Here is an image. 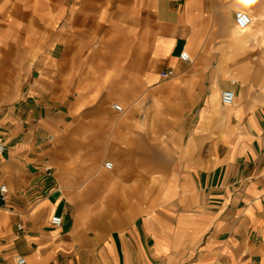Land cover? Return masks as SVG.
I'll return each mask as SVG.
<instances>
[{"label": "crops", "instance_id": "obj_1", "mask_svg": "<svg viewBox=\"0 0 264 264\" xmlns=\"http://www.w3.org/2000/svg\"><path fill=\"white\" fill-rule=\"evenodd\" d=\"M94 8L0 0V264H264V0Z\"/></svg>", "mask_w": 264, "mask_h": 264}, {"label": "rangeland", "instance_id": "obj_2", "mask_svg": "<svg viewBox=\"0 0 264 264\" xmlns=\"http://www.w3.org/2000/svg\"><path fill=\"white\" fill-rule=\"evenodd\" d=\"M111 1H113V0H74V4H76V5H80V6H82V5H87V6H89V7H95L94 8V10H97L98 8H101L102 6L104 7V5H107V6H109L110 5V3H111ZM96 14V13H95ZM251 14V13H250ZM96 17V15H91V18H95ZM96 23H95V19L94 20H90L89 21V24H87L86 26H84V29L86 30L87 28L89 29V28H91V27H93L94 25H95ZM89 25V26H88ZM106 25L108 26V28H111L110 27V25H109V23H107L106 22ZM113 28V27H112ZM110 38H109V36L108 37H106V38H102V39H91L90 41H89V43H90V45H84V47H85V49H89V51H95V50H97V49H99V48H102V47H109V46H112V45H114V44H112L114 41H112V40H109ZM91 52H90V54H91ZM83 55H84V53H83ZM85 55H89V53H86ZM107 63H109V60L108 61H106V63H104V62H99V65H101L100 67H102V68H99V69H104V66H107L106 64ZM124 97H126L128 100H129V103H128V105H131L130 107H129V109H124V110H126L125 111V113L127 114V112L128 113H130V111H131V108L134 106H132V104L135 102V101H137L139 98H140V100L141 99H143V103L145 102V104L149 101V96H150V93L149 94H144L143 92L141 93V92H139L138 94H133L132 96H131V94H129V93H123L122 94ZM142 103V104H143ZM115 104H118V105H120L121 106V104H120V101H118V100H113L112 102H111V104L110 105H108L107 107H108V110L110 109H112V105H115ZM123 108V107H122ZM138 112H141V111H138ZM161 113V115H160V117H161V119H160V122H158L160 125H158L157 123V125H155L154 127H152V130L150 131V133L152 134H154L155 135V137H156V139H157V137H158V139L159 138H161L162 137V135L165 133V134H169L168 133V131H165V132H162V131H160V129H161V127L163 126V119L164 118H167V117H163L164 115H163V113L162 112H160ZM139 114V113H138ZM128 115V114H127ZM126 115V116H127ZM121 118V119H123V118H125V115H122V116H118V115H116V118ZM108 129H110V128H108ZM119 132V131H118ZM109 136V134H107V136L106 137H108ZM6 146V145H5ZM108 153H109V155H108V157H107V161H113L114 163H115V160H114V158H112V154H114V153H116V150H113L112 152H110V151H108ZM110 153H112L111 155H110ZM121 165H119L118 164V167H117V165H116V169L118 168V171H125L126 170V168H123V169H121V167H120ZM53 172H54V168H53ZM53 172H51V173H53ZM92 207V209L93 210H95V212L93 213L94 215H99L98 214V210H99V208H98V206H91ZM111 208V210L112 211H115V210H120L121 209V207H118V209H117V207H103V211L104 210H109ZM123 208H128V207H123ZM114 212H112L111 214H113ZM110 214V213H109Z\"/></svg>", "mask_w": 264, "mask_h": 264}, {"label": "built area", "instance_id": "obj_3", "mask_svg": "<svg viewBox=\"0 0 264 264\" xmlns=\"http://www.w3.org/2000/svg\"><path fill=\"white\" fill-rule=\"evenodd\" d=\"M235 23H236V27L238 30L246 31L253 25V17L249 12L241 10V11H238L236 13ZM181 58L186 62H189V63L192 62V59H191L189 53H187V52H183L181 55ZM173 75H174L173 70H167V71L162 73V77L165 79H168V78L172 77ZM235 100H236V93L234 91L228 90V91L223 92L222 103L224 105L231 106L235 103ZM113 108L118 112L123 111V108L118 104H115L113 106ZM5 151H6L5 143L0 139V157L5 153ZM106 168L111 170L113 168V163L107 162ZM47 171L49 173L53 172V167H47ZM8 192H9V190H8L7 185H2L0 187V200L2 202H7ZM51 223L55 227L59 228L63 224V218L59 217V216H54V217H52ZM17 261L19 264L25 263V259L23 257L17 258Z\"/></svg>", "mask_w": 264, "mask_h": 264}, {"label": "bare ground", "instance_id": "obj_4", "mask_svg": "<svg viewBox=\"0 0 264 264\" xmlns=\"http://www.w3.org/2000/svg\"><path fill=\"white\" fill-rule=\"evenodd\" d=\"M252 17H254V16H252ZM254 20L256 21L255 17L253 18V23H254ZM251 27H252V26H251ZM251 27H250V28H251ZM250 28H249V29H250ZM249 29L246 30V31H240V30H238V31H239L240 33H246L247 31H249Z\"/></svg>", "mask_w": 264, "mask_h": 264}]
</instances>
